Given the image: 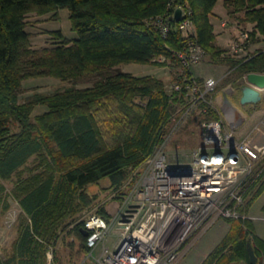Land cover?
<instances>
[{"label": "trees", "instance_id": "obj_1", "mask_svg": "<svg viewBox=\"0 0 264 264\" xmlns=\"http://www.w3.org/2000/svg\"><path fill=\"white\" fill-rule=\"evenodd\" d=\"M218 1L0 0V178L9 179L36 154L46 169L16 186V197L29 221L22 224L12 253L5 258L0 255V264H47V250L68 227L86 249L84 222L78 221L92 202L86 187L108 178L112 190L120 189L166 140L178 104L186 102L185 92L168 94L161 79L110 72L114 66L124 62L182 66L177 52L194 39L212 63L229 67L228 79L264 73V0H223L228 13L242 12L241 21L253 24L245 50L263 43L244 56L231 55L215 42L210 16ZM179 7L190 12L192 35L179 27L181 18H172ZM63 8L70 11L77 38L66 39L57 30L53 33L61 40L58 44L32 48L26 14ZM161 18L170 24L166 35L158 27ZM89 74L99 75L90 86L35 93L25 101L18 98L25 79L53 76L66 80ZM178 78L179 82L202 81L190 67H184ZM37 105L46 110L33 120ZM210 110L200 116L219 117L216 108ZM263 188L264 172L249 187L246 199L251 194L252 201ZM96 212L111 217L103 206ZM226 220L230 229L200 264L239 260L251 264L249 239L258 264H264V239L255 234L251 220Z\"/></svg>", "mask_w": 264, "mask_h": 264}, {"label": "built area", "instance_id": "obj_2", "mask_svg": "<svg viewBox=\"0 0 264 264\" xmlns=\"http://www.w3.org/2000/svg\"><path fill=\"white\" fill-rule=\"evenodd\" d=\"M180 9L179 27L192 35L190 12ZM175 15L176 11L173 19ZM158 24L166 35L168 21L161 18ZM247 37V32H241L230 52L244 51ZM204 54L192 39L176 56L182 66L192 68ZM217 82L213 77L203 82L190 78L174 85L175 91L185 92L187 102L179 121L192 112L204 116L216 108L212 95ZM216 110L219 118L203 119V141L193 150L190 161L171 163L163 150L164 141L145 161L141 182L124 193L116 213L109 219L97 212L87 216L86 245L91 253L101 247L99 254L92 255L97 264H177L189 250V240L202 235L217 219L246 217L238 208L245 202L249 187L264 172V122L248 137L237 140L220 108ZM225 123L229 129L224 128ZM112 229L118 235L113 249L106 244Z\"/></svg>", "mask_w": 264, "mask_h": 264}, {"label": "rangeland", "instance_id": "obj_3", "mask_svg": "<svg viewBox=\"0 0 264 264\" xmlns=\"http://www.w3.org/2000/svg\"><path fill=\"white\" fill-rule=\"evenodd\" d=\"M242 15V12L231 15L224 8L223 0H219L210 16L214 32L216 33V44L227 48L229 53L234 56L237 54H232L230 51L234 42L240 37V33H249L253 29V24L241 21ZM25 21L30 45L35 49L52 47L58 44L61 40L53 33L57 30L61 31L66 39L73 40L77 38V33L72 29L70 11L67 8L43 14L31 11L26 14ZM259 38H261L260 35ZM261 46H263L261 41L254 43L250 46L249 51L244 50L238 53V55L244 56L246 52H252ZM200 63H202L203 68L207 69L208 73L215 74V79L218 81L212 97L215 100L216 95L220 93L221 99L217 102L214 101L215 107L219 109L225 96H228L238 111L240 110V113L243 111L246 114V118L239 123L240 125L238 124L234 127V129L239 128L236 131L233 129L234 135L237 140L248 137L249 132L255 126L261 125L264 122V89H260L262 99L259 102L241 105L239 97L241 88L245 84L246 74L234 80L233 78L228 79L226 77L230 73L229 67L225 64L212 63L207 55H204ZM183 68L184 66L182 67L181 65L170 64L169 66H162L154 63L124 62L114 66L110 69V72L125 71L136 76H155L164 82V89L169 94L174 91V85L180 83L179 81L181 80L178 77L181 75ZM98 78V74H89L78 79L66 80L53 76L29 78L22 81L18 98L20 101H25L35 93L51 94L69 87L80 88L90 86ZM208 78L211 77L203 78L201 82ZM253 88L258 89L255 86ZM229 89H232L231 93H228ZM185 104L187 102L178 104L177 112L171 120L169 132L163 147L167 159L173 164L190 161L193 150L201 146L204 137L201 124L204 118L197 111L192 112L186 119L179 121L186 110L187 105L185 106ZM45 110V106L37 105L32 112V119L34 120L37 114ZM218 114L221 116L219 112ZM241 126L242 128H240ZM224 128L229 129V125L225 123ZM17 129L15 128V130ZM41 160L42 158L38 154L33 155L9 179L0 178V255L4 258L12 253L14 240L18 237L22 224L29 221L27 214L19 204V199L16 197V186H20L24 180H31L35 175L46 170ZM145 168L146 164L143 163L142 166L135 169L124 186L118 190L111 189V183L108 178H103L89 184L86 190L92 197V202L90 206L85 207L81 212L78 221L83 220L85 222L87 216L95 213L102 206L109 213H116L120 208L124 195L123 192H127L135 183L141 182L146 170ZM16 192L19 193V187H17ZM251 198L252 195L250 194L246 199L247 202L245 200L238 210L241 215L246 216L244 218L251 220L250 222L254 225L255 234L264 239V188L252 201ZM243 209L245 211L242 212ZM226 219H217L202 235L193 236L188 242L190 248L186 252V255L182 257L179 264H200L230 229V224ZM68 228L62 231L56 245L50 246L47 250V264H95L96 262H94L92 255L99 254L101 247H97L91 253V249L87 247L86 249L83 248L80 238L74 231H68ZM117 238V233L112 229L107 236V246L113 249ZM54 251L56 258L54 257ZM235 264L247 263L244 260H239Z\"/></svg>", "mask_w": 264, "mask_h": 264}, {"label": "water", "instance_id": "obj_4", "mask_svg": "<svg viewBox=\"0 0 264 264\" xmlns=\"http://www.w3.org/2000/svg\"><path fill=\"white\" fill-rule=\"evenodd\" d=\"M181 9L176 10V18H180ZM257 87L258 89H254L253 87ZM260 89H264V73L261 72H248L245 75V84L241 88V94L239 97V101L241 105L257 103L262 99V95ZM232 89L228 90V93H231ZM220 110L225 117V119L230 124L231 128L237 126L242 117L239 114L238 109L234 106L232 101L228 96H225ZM87 231L83 229V235H87ZM248 253H249V262L251 264H258V257L255 254V251L252 247L250 239L248 240Z\"/></svg>", "mask_w": 264, "mask_h": 264}, {"label": "crops", "instance_id": "obj_5", "mask_svg": "<svg viewBox=\"0 0 264 264\" xmlns=\"http://www.w3.org/2000/svg\"><path fill=\"white\" fill-rule=\"evenodd\" d=\"M192 73H193V75L195 76V77H198V78H200V79H203V78H207V77H214L215 78V74L213 75L212 73H208V71H207V69L206 68H203V66H202V63H199V64H197V65H195V66H193V68H192ZM222 75V74H221ZM219 99H221V95H220V93L218 94V95H216V97H215V100L214 101H218ZM242 113H240V110H239V114H240V116L242 117V120L241 121H243V119H245L246 118V114H245V112H243V111H241ZM245 116V117H244ZM241 121H240V123H241ZM229 124V123H228ZM240 125V124H239ZM230 128H231V126H230ZM240 128H242V126L240 127ZM231 129H234V128H231ZM238 130H239V128H237ZM236 128L234 129L235 131L237 130ZM252 131H253V129L249 132L250 134L252 133ZM249 134V135H250ZM248 135V136H249ZM184 255H186V253L184 254ZM183 255V256H184ZM182 256V257H183ZM182 257L180 258V260L177 262V264H179V262L181 261V259H182ZM94 259V258H93ZM94 262H96L95 261V259H94ZM90 264V263H89ZM95 264H97V262L95 263Z\"/></svg>", "mask_w": 264, "mask_h": 264}]
</instances>
